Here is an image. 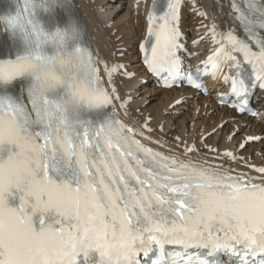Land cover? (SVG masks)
Segmentation results:
<instances>
[{
    "label": "snow or ice",
    "instance_id": "obj_1",
    "mask_svg": "<svg viewBox=\"0 0 264 264\" xmlns=\"http://www.w3.org/2000/svg\"><path fill=\"white\" fill-rule=\"evenodd\" d=\"M181 5L152 0L145 64L166 83L223 78L244 111L264 88V0H231L243 36L209 27L216 47L195 74L179 55ZM0 36V264H264V166L233 174L137 138L114 103L122 66L93 49L71 0H14Z\"/></svg>",
    "mask_w": 264,
    "mask_h": 264
},
{
    "label": "bare ground",
    "instance_id": "obj_2",
    "mask_svg": "<svg viewBox=\"0 0 264 264\" xmlns=\"http://www.w3.org/2000/svg\"><path fill=\"white\" fill-rule=\"evenodd\" d=\"M192 1H195L196 7L191 4ZM151 2L71 0L78 11V18L86 27L87 39L100 58L107 60L109 65L121 64L126 69L124 71L120 67L112 78L121 98L114 101L119 117L137 132L143 131L144 136L138 138L144 143L163 152L179 154L183 159L199 163L223 164L225 169L234 170L233 174L247 172L258 175L247 164L264 166V140L255 144L249 138L264 134L263 117L238 115L225 106L217 105L212 96H203L187 87L158 88L155 80L145 72L137 59L142 52L138 45L146 34V17ZM192 8H195L194 13L198 10L207 12V16H195ZM230 12L231 5L226 0L222 5L215 0H189L181 13L183 32L193 38L204 35L206 39L202 43L209 46L212 36L208 28L215 24L217 31L230 29L233 22ZM120 35L116 41L115 38ZM120 53L123 57H118ZM101 72L103 74L102 66ZM128 75H132L131 78H127ZM181 99L185 102L174 106ZM122 102L127 103L126 108L121 107ZM184 108H187L186 112L182 111ZM145 124L147 127H144ZM212 131L214 133L209 135L208 132ZM246 144L249 147L240 152L241 145ZM187 148H194V151L186 154ZM225 151L233 152L237 159L224 157ZM245 154L253 159L246 160L243 157Z\"/></svg>",
    "mask_w": 264,
    "mask_h": 264
},
{
    "label": "rangeland",
    "instance_id": "obj_3",
    "mask_svg": "<svg viewBox=\"0 0 264 264\" xmlns=\"http://www.w3.org/2000/svg\"><path fill=\"white\" fill-rule=\"evenodd\" d=\"M120 37H121V35H120L119 37L115 38V40L118 41ZM123 50L125 51L126 49L123 48ZM130 54H131V53H130ZM117 55H119L118 57H123V53H120V54H117ZM137 59H138V58H137ZM153 102H154V101H152L151 103H153ZM146 103H148V101H147ZM151 103H150V104H151ZM182 104H183V103L180 102L178 105H182ZM178 105H177V106H178ZM139 109H140V108H139ZM182 111H185V112H186V111H187V108H184ZM179 112H180V111H179ZM179 112H178V113H179ZM214 112H216V111H214ZM197 113H198V111H197ZM222 126H223V125H222V123H221V127H222ZM235 132H236V131H234V133H233L234 135L236 134ZM213 133H214L213 131H212V132H208L209 135H210V134H213ZM262 140H264V135H263ZM262 140L255 141L254 143L257 144V143H259V142L262 141ZM247 147H249V146H245L244 148H242V150H240V152H243V150H245ZM243 155H244V154H243ZM245 156H247V155L245 154Z\"/></svg>",
    "mask_w": 264,
    "mask_h": 264
}]
</instances>
